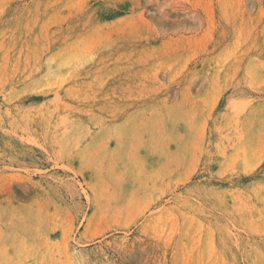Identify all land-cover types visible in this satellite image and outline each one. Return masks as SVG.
<instances>
[{"label":"rangeland","instance_id":"1","mask_svg":"<svg viewBox=\"0 0 264 264\" xmlns=\"http://www.w3.org/2000/svg\"><path fill=\"white\" fill-rule=\"evenodd\" d=\"M0 264H264V0H0Z\"/></svg>","mask_w":264,"mask_h":264}]
</instances>
